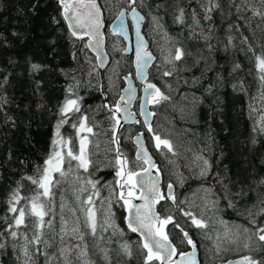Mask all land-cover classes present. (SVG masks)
<instances>
[{"label":"snow or ice","instance_id":"snow-or-ice-1","mask_svg":"<svg viewBox=\"0 0 264 264\" xmlns=\"http://www.w3.org/2000/svg\"><path fill=\"white\" fill-rule=\"evenodd\" d=\"M56 5L55 14L49 18L51 25L59 26L66 24L70 35L78 40L87 42L82 46L84 49L93 50L97 53L96 59L100 65H104L107 60V54L103 53V35L102 29L105 27L101 6L97 0H54ZM261 8H254L249 0H196V6L186 11L180 4L169 5L167 3L155 2L149 3L148 0H126V7L122 6L116 14L115 20L118 23L110 22V31L113 35L123 37L129 40L130 29L135 33V68L136 79L141 81L144 97L140 104L139 115L142 116L143 126L151 134L154 149L163 154L169 164H174V160L168 157L171 153L175 157L177 150L168 137L153 129L150 122L151 117L156 115L154 111H149L147 105H163L170 102L172 97L170 92L173 88L171 80L179 83V74L182 71H192L197 68L200 61L203 60L206 71H213L212 64L208 58L200 57L193 60L190 65L187 64L186 57L191 53L174 38H168V47H162V56L155 57L148 50L149 41L145 39L142 33V26L147 20L153 32L168 37L166 25L161 9L172 8V22L189 30L190 37L202 39L209 53L213 51V23H209L207 28L201 24V20L213 22V14L222 16L225 20L230 16H235L237 20H246L244 12L251 11L254 16L264 18V0H259ZM33 14H39L41 11V0H30L29 5ZM143 13V14H142ZM2 17V13H0ZM130 18V23L126 20ZM240 24L229 23L227 25L228 35L227 43L224 44V50L228 51L231 47L237 46L233 42L231 32H239ZM12 37L21 39V34L12 32ZM242 44L247 45L241 48L251 67H246L239 61H233L228 76L233 78L231 87L234 92L248 95L250 85H246L245 79L239 74L253 75L258 81V95L251 97L255 102L249 105L250 118L253 121L252 132L254 135L249 140V145L255 149L256 145L261 143L257 136L264 138V50L257 51L251 44H248V38L242 37ZM9 37L4 31H0V47L9 45ZM53 45L55 42H52ZM125 53L132 51V47L126 46L119 49ZM250 54V55H249ZM75 53L73 58L75 59ZM87 55V53H85ZM91 62V61H89ZM9 63H13L11 60ZM29 77H35L43 72L49 66L44 63L33 62L26 58ZM154 67L153 79L160 80L161 84L149 81L148 69ZM11 73L0 72V144L7 139L8 132L18 130L17 118L11 113L10 105L13 100L7 95V86L10 83ZM218 80H224V77L217 73ZM166 78H171L166 79ZM202 78H205V71H201L199 77L193 76L191 80L184 79L183 84L196 88L202 84ZM128 81V87L123 90L124 94L114 103L105 102L101 108L108 113L110 124V148L113 153L111 159L101 161L93 159L97 155L90 145H93V138L98 137L99 133L95 131L98 123L87 114L83 109L84 98L76 91L78 84L69 85L65 89V96L55 106L52 112L43 101L40 86L42 81L34 80L35 93L41 97L36 104L38 112H51L55 116L53 124V136L50 141V150L42 158V162L32 165L31 171L27 165L30 163L26 158L18 160L21 171L19 178L14 181L15 187L9 185L6 203V212L0 215V264H8V259H12L13 264H40L39 258L43 257V264H96L90 253V246L86 236H91L95 241H103L105 238L103 232L108 228H113L124 235L123 229H117L113 222V213L111 211L112 201L106 198L108 211L101 223L98 220L99 209L96 201L100 200L101 205L105 200H101L100 192L104 187H110V195L115 196L116 203L120 204L126 212L124 220L127 230L138 234L139 245L137 252L141 264H200L198 260V244L191 234V228L203 231L205 238L211 239L208 235L210 229L209 221L212 217L205 218V213L197 214L190 208L186 209L182 205L189 203L186 200H178L175 194L174 184L168 183L166 190L160 187V170L157 167L148 148L143 143V133H137L134 143L137 146L134 159H130L121 149L119 129L122 128L121 121L124 123H141L136 119V114L129 110V104L135 97L136 89L131 82V76H125ZM217 84L210 83L205 91L215 96L213 89ZM105 100L107 92L100 87ZM219 103L220 98L216 96ZM195 93L192 96V108L200 103ZM191 115L194 117L195 112ZM65 125L74 129V135L65 136L62 129ZM27 139V138H26ZM214 143V138L212 139ZM209 145H206V148ZM99 148V144H95ZM16 160L11 147L2 161L0 169L8 163ZM193 163L198 168L195 179L200 181V186L205 192L201 197L205 201V211L212 212L213 216L220 211L221 201L225 202V207L237 209V201L248 195V192L255 191L253 185L264 189V176H253L252 182L247 180H233L226 173H221L213 168V162L205 155L199 154L195 157ZM261 164H264V157H261ZM104 168H111L114 173V180L109 184H102V177L97 176ZM227 166H225V169ZM155 169L156 175L153 176L152 170ZM3 179L0 174V180ZM72 180L76 202L81 205L79 211L83 213L84 220L81 224L79 217L76 216V209L69 207L67 213L75 217V220L69 218L65 213L66 205L62 202L57 223V213L55 211V190L62 188L64 184ZM184 177L181 174L180 184L183 186ZM214 179L218 186L212 190L210 181ZM208 184V188H203ZM240 185L238 191H233V187ZM86 194V195H85ZM83 196V199L81 197ZM251 199V197H249ZM134 201H140L135 203ZM159 205V211L157 210ZM174 207L176 213L183 218L184 224L176 218L169 207ZM243 214L248 219V226L242 230L229 235L225 233L223 237L228 243L235 244L244 235L242 248L245 254L239 259L228 260L227 264H264V191L260 193L250 207L243 209ZM224 223L223 221H220ZM185 225L188 227L186 228ZM171 226V227H169ZM87 229V232L84 229ZM216 239L221 240L220 236ZM190 246V251H186L184 246ZM95 247L103 255L107 264H111L108 258V252L95 243ZM217 255L222 249L220 244H215ZM120 251L130 261H134L133 246L129 242L121 244ZM7 257V259L5 258Z\"/></svg>","mask_w":264,"mask_h":264},{"label":"trees","instance_id":"trees-1","mask_svg":"<svg viewBox=\"0 0 264 264\" xmlns=\"http://www.w3.org/2000/svg\"><path fill=\"white\" fill-rule=\"evenodd\" d=\"M97 1L103 10L105 23H108L112 18V15L109 16L112 7L116 12H119L122 6L126 7L124 0ZM148 2H161L169 5L178 3L184 6L186 11L196 6V0H148ZM249 3L254 8H261L259 0H249ZM29 5L30 0H0V13H2L0 31H4L10 41L9 45L0 47V72L12 74L6 91L8 97L13 100L9 107L11 113L17 118L19 126L18 130L8 132L6 141L0 144V161L3 160L8 147L12 148L16 157V160L12 163H8L0 169V174L3 176V179L0 180V215L6 212L5 201L9 185L15 187L14 181L19 178L21 168L18 160L26 158L30 161L27 168L31 171L32 165L42 162V158L50 150L53 124L56 118L49 111L43 113L37 111L36 104L41 97L34 91V80L39 79L42 81L40 86L42 98L52 112L55 111V106L63 100L66 94L65 89L69 85L78 84L76 91L84 98L82 110H86L87 114L99 125L95 129L99 135L93 138L94 143L90 145L93 151L97 153L93 159L105 161L111 159L114 154L109 151L111 146L109 139L111 122L107 118L108 113L101 108V105L105 102L112 103L117 99L119 90L122 87L121 77L133 72L130 56L109 52L110 42L116 38L110 35L109 31L105 32V38L106 51L110 56L111 63L107 70L100 71L96 65L95 57L89 50L84 49V51H81L82 46L87 42L86 38L82 41L72 37L66 24L59 26L58 30L57 26L50 24L49 18L55 14L56 5L54 0H41L42 7L38 15L31 12ZM172 11L173 9L169 8L167 14H165V10L161 9L160 14L163 16L168 38H174V42L178 40L191 53L190 56L186 57L187 64L190 65L193 60L205 57L208 58L213 67V71H206L205 63L201 60L197 68H193L190 72L182 71L179 74V83L171 80V78H166L173 83L170 93L171 100L179 105V110L170 114V118L173 120H170V122L179 136V139L176 140L179 145L175 144L178 154L174 158H178L180 161L175 164V176L178 179L181 178L182 174L185 178L183 186L181 184L180 186L174 185L177 199L180 197L182 200L188 194L196 192L198 187H201L200 181L195 179L196 173L191 171L189 165L187 166L185 159L183 162L184 150L188 151V155L203 154L207 156L213 162L214 170L226 173L233 180H247L251 183L253 176L257 178L264 176V164H261V157H264V138L257 136L261 143L256 145L255 149H252L249 145V140L254 135L249 105L255 103L251 97L258 95L259 85L254 70L253 75L241 73L239 75L245 79L246 85H250L248 95L234 92L231 87V83L234 81L232 77L228 76V70L233 61H239L246 67H251V62L246 59L244 52L241 51V48L247 47V45L242 44V37H247L248 44H251L258 52L264 50V18L254 16L251 11H247L243 13L247 18L246 20H237L235 16H230L225 20L218 14H213V22L201 20V24L205 28L209 23H213L211 43L214 48L209 53L202 39L190 37L187 28L182 29L181 26L172 22ZM229 23H237L241 27L239 32L235 30L231 32L233 42L237 47L235 49L230 47L228 51H225L224 44L227 43L226 37L229 34L227 25ZM143 30L149 41V49L157 57L151 34H149L148 28L146 30L145 24ZM14 31L20 33L22 38L12 37L11 33ZM161 36L162 34L157 32V37L160 38ZM53 41L55 42L54 45ZM117 43L118 46L122 45L119 40ZM73 53L76 54L75 59ZM26 58L31 59L33 62L47 64L49 68L30 78L28 65L25 63ZM10 60L13 63L10 64ZM201 71H205L202 84L196 88L183 84L184 79L191 80L193 76L199 77ZM153 72L154 67L149 71V81L157 83L159 86L161 81L153 79ZM217 73H220L224 80H218ZM210 83L217 84V87L213 89L215 96L205 91ZM100 87L107 92V100L98 90ZM193 93H195L198 101H201L196 104L194 109L192 108ZM216 96H219L221 102L216 101ZM187 98L190 100V105L184 106L183 101ZM192 111L195 112L194 117L191 115ZM62 132L65 136L74 135V129L67 125L62 129ZM126 135L122 136L120 146L124 154L133 159L134 149L130 141L126 140ZM213 138L214 143L212 142ZM96 143L99 144V148H95ZM206 145H209V147L206 148ZM225 166H227L226 169ZM96 175L102 177V184L110 185V182L114 180V173L111 168H104L102 172L96 173ZM210 183L212 190L218 187L214 179ZM74 187H78V185H74L72 180L69 179L68 183L64 184L62 188L56 189L55 205L57 207L58 203L63 202L67 205V209L69 207L75 208L77 210L76 216L83 224L84 216L79 211L81 205L76 202L73 192ZM203 187L208 188L209 185L204 184ZM239 187L240 185L237 184L233 187V191H238ZM253 187H255V191L250 190L247 196L237 201L239 211L225 207V202L221 201V208L217 215L234 227L243 229L242 226H248V219L243 214V209L250 207L256 197L264 191L261 187L255 185ZM110 191V187L102 188L100 192L101 200ZM113 198L111 211L114 214L117 229H123L124 235L121 236L118 230L114 233L108 231L107 234L103 232L105 239L95 242L91 236H86L92 259L95 260L96 264H107L99 249L95 247V243H99L100 247L108 252L111 264H141L137 252L139 239L126 229L125 210L120 204L116 203L115 196ZM81 199H83V196ZM56 213L58 223L59 213L57 210ZM67 215L71 219L72 216ZM73 220H75V217H73ZM84 231L87 232V229L85 228ZM191 234L200 243L194 228H191ZM124 242L132 244L134 261H130L120 251L121 244ZM232 257L234 255L226 254L224 259L227 260ZM5 258L7 259V257ZM39 261L40 264H43V257H40ZM8 264H13L12 259H8ZM200 264L206 263L200 258Z\"/></svg>","mask_w":264,"mask_h":264},{"label":"rangeland","instance_id":"rangeland-1","mask_svg":"<svg viewBox=\"0 0 264 264\" xmlns=\"http://www.w3.org/2000/svg\"><path fill=\"white\" fill-rule=\"evenodd\" d=\"M124 2L126 4V0H124ZM117 13L118 12H116L114 10V7H112V11H111V13L109 15L110 17L112 15V18L108 21V23H106L105 32L109 31L108 27L110 25V22H112L114 20V18L116 17ZM145 25H146V30L148 28L149 34H151V38H152L153 45H154V48H155L154 50L157 53V57L160 58L162 56V47L161 46H163L164 49H166L169 46L168 43H167L168 37H163L162 38V36H161L160 38H158L157 37V32H153L151 30V26L148 25V22H146ZM143 28H144V26H143ZM109 34L111 35L110 32H109ZM117 41H118V39L115 38L114 40H112L110 42L109 52L111 54H119V53L122 52L119 49L124 48L123 46L122 47L118 46ZM110 72H112V71H110ZM129 74H131V73H129ZM118 95H119V93H118ZM114 102H112V103H114ZM183 102L185 103L184 106L190 105V100L188 98L184 99ZM181 104H182V102H181ZM134 110L137 111V104L135 105ZM178 110H179V105L177 103H175L174 101H172V100L170 102H166L163 105H158V106L151 105V111H154L156 113V115H154V122L152 124L153 129L158 131V132H160L162 134V138L165 137V136L170 138L171 141L173 142L174 146H176L175 144H178L176 140L179 139V136L177 135L178 134L177 130L174 128L173 124L170 122V120H172V118H170V114L173 113V112L175 113ZM137 131H143L144 132L148 147H149L150 151L153 153V155H154V157H155V159H156V161L158 163V167H159V169H160V171L162 173V177H163V190H166V186L170 182L173 183L176 186L177 185L180 186L181 178L177 179L176 176H175V173H176L175 164H177L178 161H180V159L174 158V157H172L171 153H168L167 154L168 157L170 159L174 160V164H169L168 160L165 159L164 155L159 153V152H157L154 149V147L152 146L153 141L151 139V134L148 133L147 130H144L142 128L141 124H139L138 127L136 126V127H126V128H124L121 131L120 135H119L120 142L122 141V136L124 134H127L126 135V137H127L126 140L130 141V143H131V138ZM147 136H148V138H147ZM187 153H188V151L186 152V150H184V153H183V156H182L183 162H184V159H185L186 160V164H187V166L188 165L190 166L189 168H191V171L195 172V173H198V168L193 163V161H194L196 156L188 155ZM203 188H205V187H203ZM175 191H176V189H175ZM113 196L114 195H110V193H107L106 196L104 198H102V200H105V203L103 205H101V201H99V200L96 201V206L99 209V211L97 213L98 220L101 223L103 222L104 216L106 215V213L108 211V205H107V202H106V198L107 199H111V201L113 203V200H114ZM203 196H205V192L202 190L201 187H198L196 192H194L192 194L190 193L184 199H182V200L189 201V203H186V204L182 205V207H185L186 209L190 208L192 211L196 212L197 214H199L201 212H204L206 219H207V217H212V219L209 221L210 229L208 230V235L211 237V239L205 238L203 231L194 228L196 233H197L196 237L200 240V243H199L198 240L194 237V239L197 241V244H198V252H199L200 258L202 260H204V262L206 264H212V263H214V264H224V262L226 261V259H224L226 254H232V255H234V257L244 255L245 254V250L242 248V245L244 243V235L243 234L240 235V238L237 240V242L235 244L228 243L227 240L223 239V237L225 236V233H228L229 235H231L232 233L237 232V230H242V229L234 227L233 225L227 223L226 221L221 219L219 217V215H217V213H216L215 216H213L212 212L205 211V208H204L205 201L203 199H201V197H203ZM178 200H181V198L179 197ZM61 201H63V199H61ZM59 205H60V203L57 204V207L55 205V211L57 210L58 213H60ZM166 207H169V205H166ZM169 211L172 212L174 215H176V218L178 220H180L181 224H184L183 218H181L176 213V209L174 207H169ZM65 213L68 214L67 213V205H66V208H65ZM82 215H83V213H82ZM71 219L73 220V216L71 217ZM220 221H223L224 223H221ZM113 222L116 225L114 217H113ZM169 227H171V226H169ZM185 227H188V226L185 225ZM242 228H244V226H242ZM108 229L109 230L104 232L105 234H107L108 231H110L112 233H114L116 231L113 228H108ZM217 236H220L221 240L218 241L216 239ZM215 244H220L222 249H227V250L226 251H221L220 254L217 255L216 252H215V247H214ZM185 247H186V250L189 248L186 245H185Z\"/></svg>","mask_w":264,"mask_h":264},{"label":"water","instance_id":"water-1","mask_svg":"<svg viewBox=\"0 0 264 264\" xmlns=\"http://www.w3.org/2000/svg\"><path fill=\"white\" fill-rule=\"evenodd\" d=\"M97 3H98V1H97ZM98 4H99V3H98ZM99 5H100V4H99ZM101 10H102V8H101ZM102 13H103V10H102ZM142 14H143V13H142ZM103 18H104V14H103ZM112 22H113V23H118V21H116L115 18H114V20H113ZM126 23H130V18H129L128 20H126ZM111 26H112V25H109V27H108L109 31H110V27H111ZM105 28H106V24H105V27L101 30V31H102V35H103V41H104V43H103V53H106V54H107V57H108L107 60L105 61L104 65H100L99 60L96 59L97 53H96L95 51H93V50H89V49H88L89 52L95 57V59H96V65H97V67H98V69H99L100 71H105V70L108 69V67L110 66V58H109V55H108V53H107V51H106V49H105V46H106ZM110 33H111V31H110ZM142 33H143V26H142ZM111 34H112V33H111ZM143 34H144V33H143ZM112 35H113V34H112ZM115 36H116V35H115ZM116 37H118V36H116ZM85 38L87 39V37H85ZM118 38L124 43L125 47L130 45V46L132 47V49H133L132 51L127 52V53L123 52V55L131 56V58H132V70H133V73H132V74H126V75L122 76V78H121V81H122V87L120 88L119 95H118V98H117L116 100L119 99V96H120V95L124 94L123 90L126 89V88L128 87V81H126V80L124 79V77L130 75V76H131V82H132V85H133V87L136 89V92H135V97L131 100V102H130V104H129V110H130L131 112H133V113L136 114V119H138V120L141 121V123H135V122L124 123V121L122 120V121H121L122 128L119 129V131H118V135H120L121 131H122L124 128H126V127H136V126L138 127L139 124H141V125H142V128H143L144 130H147V128H146L145 126H143V119H144V118H143L142 116L139 115L140 104H141L142 99H143V97H144V92H143V88H142L141 81L136 79V68H135V63H134V61H135L134 49H135V39H136V38H135V33H134L133 30L130 29V32H129V40H124L123 37H118ZM145 39H146V37H145ZM148 50L152 53V51L149 49V45H148ZM152 55L154 56L153 53H152ZM151 68H152V67H150V68L148 69V72L150 71ZM148 79H149V77H148ZM108 103H109V102H108ZM136 104H137V111L134 110ZM147 108H148L149 111H151V105H147ZM150 122H151V124H153V117H151ZM137 133H143V134H144L143 131H137V132L132 136V138H131V145H132V147H133V149H134L133 159H134L135 153H136V151H137V146H136V144L134 143L135 136L137 135ZM143 143H144V145L148 148L149 154L152 156V159L155 161V163H156V165H157V167H158V163H157V161H156V159H155L153 153L150 151V149H149V147H148V144H147V141H146L145 134H144V137H143ZM158 168H159V167H158ZM159 170H160V169H159ZM152 173H153V176L156 175V171H155V169L152 170ZM160 187H161V189L163 190V177H162V173H161V171H160ZM134 202H135V203H140V201H134ZM158 206H159V205H157V210H158ZM125 216H126V212H125ZM125 227H126V229H127L126 222H125ZM129 232H130V231H129ZM130 233H131V232H130ZM132 234H134L138 239H140L139 236H138V234H135V233H132ZM188 247H189V248H188L186 251H190V246H188ZM240 257H241V256H237V257L230 258V259H228V260H236V259H239ZM198 260L200 261L199 252H198ZM228 260H226V261L224 262V264H227V261H228Z\"/></svg>","mask_w":264,"mask_h":264}]
</instances>
